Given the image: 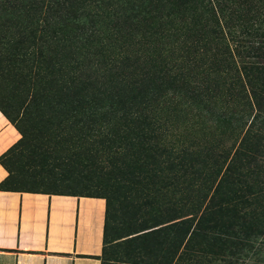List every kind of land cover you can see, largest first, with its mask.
Segmentation results:
<instances>
[{"label": "rangeland", "instance_id": "1", "mask_svg": "<svg viewBox=\"0 0 264 264\" xmlns=\"http://www.w3.org/2000/svg\"><path fill=\"white\" fill-rule=\"evenodd\" d=\"M8 1L0 106L24 136L3 161L11 187L105 198V264H264V141L242 147L235 86L244 61L264 66L256 29L241 31L264 6H229L243 44L223 55L193 17L81 9L108 33L85 47L75 26H43L46 3Z\"/></svg>", "mask_w": 264, "mask_h": 264}, {"label": "crops", "instance_id": "2", "mask_svg": "<svg viewBox=\"0 0 264 264\" xmlns=\"http://www.w3.org/2000/svg\"><path fill=\"white\" fill-rule=\"evenodd\" d=\"M22 136L0 109V185ZM110 218L103 197L0 189V264H105Z\"/></svg>", "mask_w": 264, "mask_h": 264}, {"label": "trees", "instance_id": "3", "mask_svg": "<svg viewBox=\"0 0 264 264\" xmlns=\"http://www.w3.org/2000/svg\"><path fill=\"white\" fill-rule=\"evenodd\" d=\"M23 1L24 0H21V3ZM237 1L239 2L241 0H192L194 8H191L189 11L182 10L186 0H33L32 4L35 6L39 5L40 3L44 5L45 3L47 4L49 19L48 21L43 19V26H49V31L54 27H58L62 31V25L64 22L65 24L67 23L71 24V26H75L77 28L78 39L80 42L78 43L76 40L78 43L77 46L81 44L82 46L86 47L87 45L94 43L91 42L92 40H90L94 37H99V40H96L97 42H102L104 37H107V28H104V24L98 26L96 24L98 23L96 22V19L92 22V24H90V20L87 22L84 14H82L83 11L81 12V9L88 10L87 16L93 11L98 12L100 10L99 12L104 13L105 7L110 8L111 16H126V19L130 20H136V18H143V20L146 18H151L156 15L158 11L160 12L159 14L161 15V19L167 20L171 23L181 16L185 19H187L186 17H193L194 20L192 27L197 26L195 29L199 28L205 30V28H203L201 25L206 27L212 26L208 33L214 35L213 37L214 40H216L217 47L220 49V53L224 55L226 52L228 54L232 53L231 45L229 43L231 40L243 44V40L240 39L242 36L238 37L236 36V32L233 33L231 31L233 27L229 21L228 15L229 6H235L238 4ZM247 1H257L260 3V5L262 4L264 6V0ZM10 4L8 0H0V9H4L6 5ZM114 8L119 14L113 11ZM73 12H78L80 15H75ZM52 16L54 20L50 21ZM155 17L157 18V16ZM239 19L242 20V16H240ZM45 21L48 23H45ZM251 26L253 27L248 26L249 28H242L241 31L244 32L246 29H256L255 38L259 39L258 42L262 46L259 47L257 45L253 46V48L257 53H264V14L259 13L256 15ZM161 28L162 30L165 29L163 25ZM233 64H235V62ZM242 69L243 71L241 73L238 72V75L236 74L235 86L237 91L236 95L239 98L238 103L241 106H244L241 112V120H245L246 126L249 123L248 131L242 143V147L246 148L248 146V141H254V143L255 141H264V66L258 62L244 61V63H242ZM0 109L13 123L10 116L6 113V111L3 110L1 106ZM259 145L260 148H263L264 150V144L260 143L258 146ZM12 150L13 149H11L3 158H1L3 165H5L7 169L9 168L3 161ZM245 150L246 149L243 151ZM243 151L239 149L236 153V156L240 152L243 153ZM247 151L250 152V150ZM232 166L233 164L231 167ZM9 173V177L0 185V189L22 191L11 187L13 172L9 171ZM261 245H264V242H262Z\"/></svg>", "mask_w": 264, "mask_h": 264}]
</instances>
